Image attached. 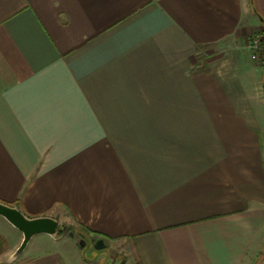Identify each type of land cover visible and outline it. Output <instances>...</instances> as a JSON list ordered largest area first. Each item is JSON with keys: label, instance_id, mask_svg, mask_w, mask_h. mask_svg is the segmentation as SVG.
<instances>
[{"label": "crops", "instance_id": "0c3cea01", "mask_svg": "<svg viewBox=\"0 0 264 264\" xmlns=\"http://www.w3.org/2000/svg\"><path fill=\"white\" fill-rule=\"evenodd\" d=\"M263 24L264 0H0V200L109 252L57 232L10 264H264Z\"/></svg>", "mask_w": 264, "mask_h": 264}, {"label": "water", "instance_id": "95a60500", "mask_svg": "<svg viewBox=\"0 0 264 264\" xmlns=\"http://www.w3.org/2000/svg\"><path fill=\"white\" fill-rule=\"evenodd\" d=\"M0 216L22 233V240L15 251L5 260L10 264L24 252L33 236L47 234L53 236L60 225L59 220L50 215L29 216L18 206L0 200Z\"/></svg>", "mask_w": 264, "mask_h": 264}, {"label": "rangeland", "instance_id": "374dc122", "mask_svg": "<svg viewBox=\"0 0 264 264\" xmlns=\"http://www.w3.org/2000/svg\"><path fill=\"white\" fill-rule=\"evenodd\" d=\"M263 37L264 39V24L257 30V33L256 34H251L250 36H248L247 38V41H246V47L247 48H251L250 45H251V41L255 38V37ZM263 44H264V41L262 40ZM252 49V48H251ZM259 61H257L258 63ZM260 63V62H259ZM263 112V113H262ZM261 114H262V126H263V136H264V111L262 110L261 111ZM68 225L70 227H72L71 229H69L67 232H64L62 234H65L66 236H70V237H73L74 239H76V241L78 242V247L79 248V251L80 253L82 254V256L86 259H94L95 257H97L99 255V253L103 254V255H109V252L106 248H103L101 250H97L96 248H92L91 246V243L88 241V239L85 238V235L84 233L82 232V229L75 226L73 223H66L63 221H60V226L62 225ZM11 229H15L11 226V224H8ZM0 232H5L3 230L0 229ZM6 234L10 239H11V236L12 234L6 230ZM50 235H47V234H37L33 237L34 240H32L33 242H35L36 240L35 239H38L40 237H49ZM20 243H15V245H13V247L11 248V250H8L7 249V243H6V247L5 249H3L1 252H0V264L1 263H4L5 260L15 251V249L18 247ZM112 255H114V252H112ZM19 258V257H18Z\"/></svg>", "mask_w": 264, "mask_h": 264}, {"label": "built area", "instance_id": "2783aa9c", "mask_svg": "<svg viewBox=\"0 0 264 264\" xmlns=\"http://www.w3.org/2000/svg\"><path fill=\"white\" fill-rule=\"evenodd\" d=\"M262 40L264 41L263 37H255L252 41H251V45L250 47L252 48V50L254 51V55L253 57L256 58L259 62H264V44L262 42Z\"/></svg>", "mask_w": 264, "mask_h": 264}, {"label": "trees", "instance_id": "16d2710c", "mask_svg": "<svg viewBox=\"0 0 264 264\" xmlns=\"http://www.w3.org/2000/svg\"><path fill=\"white\" fill-rule=\"evenodd\" d=\"M18 203V202H17ZM17 203H8V204H11V205H17ZM72 227L68 226V225H62L58 227V230L57 232L58 233H64V232H67L69 229H71ZM6 247V240L3 236L0 235V252L5 249Z\"/></svg>", "mask_w": 264, "mask_h": 264}]
</instances>
